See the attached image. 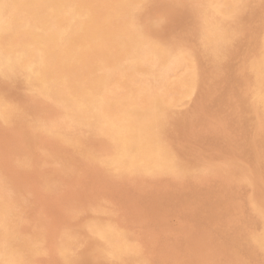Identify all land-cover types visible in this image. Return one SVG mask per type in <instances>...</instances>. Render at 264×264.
<instances>
[{
    "label": "rangeland",
    "instance_id": "1",
    "mask_svg": "<svg viewBox=\"0 0 264 264\" xmlns=\"http://www.w3.org/2000/svg\"><path fill=\"white\" fill-rule=\"evenodd\" d=\"M81 1L88 2L90 9L97 11L101 16L106 15L109 21L112 20V23L109 24L111 30L109 35L104 38L103 44L90 54L88 59L84 57L79 62H72L70 70H65L66 73L63 70L65 77H68V82L66 86H64V89L69 94H73L74 92L79 93V90H75L77 81H90L102 72L104 74L103 90H106L102 91L100 95L104 99L107 98L106 101L110 100V103L107 102V104L101 108L100 113L102 115L105 113L104 117L112 122L108 123L109 125L106 124L108 131H110L108 132L98 126H94V129L93 126H90L89 123L86 124L84 121L85 124L82 123V121L79 123L76 121L75 123V120L69 115L66 103L55 93L51 91L40 92L34 85L26 80V76L20 74L7 75L0 71V82H2L0 85L1 87L3 86L2 88L0 87V104L2 106L6 103L4 107H7L6 109L2 107L0 109V113L5 114H0V147L2 148H0V161L3 160L0 162V176L7 178L3 179L0 177V264H24L25 260V264H141L138 263L139 261L142 262V264H264V248L263 250L261 248L262 246L264 247V154H262L264 153V146H262V144L264 145V1ZM28 3L33 4L35 1H25L23 5H27ZM192 8L193 10H191ZM194 8L197 10H194ZM10 15L12 16V20L18 15L15 8L10 11ZM131 18L133 19V23ZM196 21L199 23L197 24ZM32 22L33 20L29 16H19L18 21H15L13 24L12 31L21 35L25 27L31 25ZM118 22L122 23L119 24ZM116 28H119L118 31ZM123 36L126 39L123 38ZM128 41L129 44L127 43ZM172 43L174 45H171ZM174 46L179 49H176ZM137 47L139 50H137ZM212 47L214 49H212ZM58 50H60V48L56 49L51 57H42L43 61L57 58V56H59ZM129 50L131 52L130 54L127 53ZM186 53L188 57L185 56ZM146 55L147 57L145 58ZM163 55L167 57L169 55V59L166 56L163 57ZM155 58L156 60H154ZM158 58L161 62L163 61V63L157 60ZM180 58L181 61L183 60V63L180 61ZM199 58L200 60H198ZM153 61L156 62L157 65H155ZM134 62L136 63L134 64ZM149 62L150 64H148ZM103 64L106 65L104 71L100 69ZM141 65L144 66L141 68ZM180 65L181 67H179ZM173 66H175L174 69ZM141 69H144L143 72L145 74ZM171 69L175 72L173 73ZM131 70H134V72ZM140 73L141 75H139ZM125 74H129L130 77ZM131 74L132 76L134 75L133 78ZM180 74H182V76ZM149 75H151V77ZM110 76H112V78ZM124 76L126 77L124 78ZM155 76L158 77L156 78ZM178 76H180L181 79L178 78ZM159 78L162 80H159ZM163 78L166 79V83ZM251 80H253V83ZM176 82L178 87L175 85ZM121 83H123L124 86ZM142 84H144V86H142ZM146 85L150 86L146 87ZM131 87L133 90L129 89ZM15 88H19L20 90L18 89V91ZM180 88H182V90ZM188 88L192 89L190 90ZM187 89L190 92L187 91ZM21 90L23 91L22 94ZM167 91L168 94H166ZM169 91L173 94L171 95ZM132 92L134 94H131ZM19 93L20 98L18 95ZM125 93L128 96H126ZM158 93L159 95H157ZM16 96L18 98H16ZM173 97L175 99H173ZM134 100L139 101L136 102ZM111 101L113 104H111ZM140 103L142 104L140 105ZM120 104L124 105L122 106ZM117 106L119 108L122 107L121 110ZM137 107H139V109ZM29 108H32V110ZM126 109H133L143 113L149 112L147 114L149 117L148 128L146 129L148 141L146 142L145 148L142 147L139 150L134 149V143L131 141V138H128L130 135H123V138L118 136V127H116L118 122L115 120V116L119 114V111L123 112ZM11 113H14L13 116H11ZM23 113L25 114L23 115ZM16 115L19 120L15 117ZM7 118H9V121ZM11 118L13 120L16 119L15 122L13 120L10 121ZM16 121H20L21 123H16ZM80 123L85 126H82ZM96 127H98L97 130ZM100 128L102 130H100ZM4 132H6V134H3ZM77 132L78 134L80 133V136L77 135ZM90 133L92 134L90 135ZM109 133L114 134L109 135ZM39 135L41 136L39 137ZM115 135H117V137ZM2 137L6 140L1 139ZM16 137L19 142L15 140ZM109 137H111V139H109ZM40 139L42 141H40ZM256 141H259L261 145ZM3 142H5V144ZM106 142L109 143L108 145L111 146V149L107 146ZM11 145L12 147L14 146V148H12ZM45 145L47 147H45ZM60 148H62L61 151L65 149L62 151L63 155L62 152H59ZM9 149H11V151H7ZM4 150L6 153H4ZM95 152L97 153L95 154ZM142 154L143 156H141ZM162 154L166 155L162 156ZM92 155L94 157H92ZM75 157L78 161H76ZM3 158L5 160L7 158V160L5 161ZM10 158L13 160V163ZM35 161L36 163H33ZM14 163L17 166H15ZM45 164H47L46 167ZM10 166L15 169L13 168L12 171ZM1 167H3V169ZM17 167L20 169L17 170ZM39 169L42 170L40 171ZM161 169L162 172L160 171ZM259 169H262V172L261 170L259 171ZM31 170L32 172H30ZM22 171L27 174L20 173ZM120 171H122V173ZM235 171L238 173L236 174ZM13 172H16V175L13 174ZM2 173L7 174L3 175ZM111 173L115 175H111ZM168 173L172 174L168 175ZM20 174L24 177L22 178ZM173 174L176 176L174 177ZM7 175H9V179ZM77 175L79 176L77 177ZM19 176L23 179V182H21L22 179ZM25 177L27 178L25 179ZM29 178L34 179H31V181ZM24 180L28 182H24ZM39 184H41L42 187ZM29 187L32 188L31 192V188ZM34 188L38 190H34ZM256 188H258V190ZM10 189L12 194L9 191ZM6 191L8 192L5 193ZM2 196L4 197L2 198ZM85 197L87 198L85 199ZM89 197L93 198L90 199ZM80 199H82V201H80ZM107 200H111L110 203ZM110 206L112 207L110 208ZM113 207L116 208V210ZM107 209L110 210L106 211ZM35 210L37 211L35 212ZM114 212L117 214L115 215ZM88 219L90 221H88ZM82 221L85 222L82 223ZM81 224L82 226H77ZM26 226H28V228ZM117 227L120 230L119 234ZM122 227H126L124 228L126 231L122 230ZM43 228H45L44 231ZM75 228L79 229L81 234L79 230L74 231ZM127 228L132 233H130ZM83 229L86 231V233L84 232L85 234L82 232ZM45 231L48 235H46L47 233ZM113 231L114 235H111ZM33 233L35 234L33 235ZM115 233L120 236H117ZM42 234H44V236ZM69 235L71 237H69ZM85 236L86 238H84ZM68 237L71 239L69 242L66 240L69 239ZM77 238L83 239L79 242L76 241L79 240ZM135 238L136 240L134 241ZM57 239L61 241V244ZM121 239L122 241H120ZM255 239H257V241ZM131 240H133V242ZM137 241L138 243L136 244L135 242ZM42 242L46 246L43 245ZM119 243H121L122 246ZM117 244L120 247H118ZM26 245H28V247H26ZM34 245H37V250L34 248ZM42 245L45 249H43ZM128 246L129 248H127ZM24 247H26V249ZM114 247L118 248V250ZM79 249L81 253L79 252V254H77L78 251H80ZM132 253L135 256L129 258L131 260L133 259L136 263L126 258L127 256L133 255ZM138 253H140V255ZM75 255L76 257H74ZM26 256H30L31 259L33 258L32 262L34 261V263L31 262L30 257ZM109 257L111 259H109ZM141 257L145 258L141 259ZM64 258H66L68 262ZM73 258L74 261L77 258V262L72 261ZM146 259H148V261ZM28 261L30 263H28Z\"/></svg>",
    "mask_w": 264,
    "mask_h": 264
},
{
    "label": "bare ground",
    "instance_id": "2",
    "mask_svg": "<svg viewBox=\"0 0 264 264\" xmlns=\"http://www.w3.org/2000/svg\"><path fill=\"white\" fill-rule=\"evenodd\" d=\"M25 1H30V0H0V71L3 73V74H7V75H10V74H20V75H23V76H26L25 78H26V80L27 81H29L32 85H34L40 92H48V91H51V92H53V93H55L59 98H61L65 103H66V106H67V110L69 111V115L75 120V123H76V121H78V123L80 122V121H82V123H89V125L90 126H98V127H102L104 130H107L108 131V127H106V124L107 125H109L108 123H112L111 121H109L108 119H106L104 116V114L102 115L101 113H100V111H101V108L105 105V104H107V102H109L110 100H108V101H106V99H104V98H102L101 97V92L102 91H104V90H106V89H104L103 90V87H104V83H103V76H104V74L101 72L100 74H98V75H96V78H93V79H91L90 81H84V80H79V81H77L76 82V89L75 90H79L78 92L79 93H73V94H69L65 89H64V86H66V84H67V82H68V77H65V73H66V71L65 70H70V68H71V64H72V62H79V61H81L84 57H86L85 59H88V57L90 56V54H92L100 45H102L103 44V42H104V38L105 37H107L108 35H109V33H110V27H109V24L110 23H112V20L111 21H109V19H108V17L106 16V15H103V16H101V15H99L98 13H97V11H95V10H92V9H90V7H89V4H88V2H83V1H81V0H68V1H65V0H33V1H35V3H33V4H31V3H28L27 5H23V3L25 2ZM132 1V0H131ZM264 1V0H263ZM262 1V2H263ZM200 2V1H199ZM215 2V1H214ZM247 2V1H246ZM250 2V1H249ZM142 3V2H141ZM140 3V4H141ZM242 3V2H241ZM244 3V2H243ZM261 3V2H260ZM259 3V4H260ZM205 4V3H204ZM144 5V4H143ZM211 5V4H210ZM237 5V4H236ZM192 6V5H191ZM209 6V5H208ZM216 7V6H215ZM235 7V6H234ZM13 8H15V10H16V12L18 13V15L14 18V20L15 21H18V19H19V16H29V17H31L32 18V20H33V22H32V24L31 25H29V26H27V27H25V29L23 30V32H22V34L21 35H18L17 33H14V31H12V29H13V24H14V20H12L11 18H12V16L10 15V11L13 9ZM123 8V7H122ZM217 8V7H216ZM226 8V7H225ZM247 8V7H246ZM132 9V8H131ZM196 8H194V10H195ZM232 9V8H231ZM191 10H193V8L191 9ZM197 10V9H196ZM201 10V9H200ZM210 10V9H209ZM138 11H139V9H138ZM255 11V10H254ZM257 11V10H256ZM132 12H133V10H132ZM135 12V11H134ZM194 12V11H193ZM192 12V13H193ZM206 12V11H205ZM218 12V11H217ZM250 12V11H249ZM249 12H248V14H249ZM260 12V11H259ZM195 13V12H194ZM193 13V14H194ZM198 13V12H197ZM237 13V12H236ZM16 14V13H15ZM135 14V13H134ZM205 14V13H204ZM195 15H196V13H195ZM194 15V16H195ZM200 15V14H199ZM239 15V14H238ZM133 16V15H132ZM131 16V17H132ZM135 16V15H134ZM205 16V15H204ZM217 16H219V15H217ZM137 17V16H136ZM198 17H201V16H198ZM198 17H196V18H198ZM207 17V16H206ZM135 18V17H134ZM210 18V17H209ZM208 18V19H209ZM214 18V17H213ZM245 18V17H244ZM252 18V17H251ZM129 19V18H128ZM133 19L131 18V21H132ZM197 20V19H196ZM202 20V19H201ZM217 20V19H216ZM249 20V19H248ZM135 21V20H134ZM208 21V20H207ZM215 21V20H214ZM213 21V22H214ZM220 21V20H219ZM197 22V21H196ZM195 22V23H196ZM232 22H233V20H232ZM255 22V21H254ZM119 23V22H118ZM120 23H122V22H120ZM119 23V24H120ZM132 23H133V21H132ZM199 22H197V24H198ZM231 23V22H230ZM248 23H250V22H248ZM25 24V23H24ZM197 24H195V25H197ZM205 24V23H204ZM135 25V24H134ZM200 25V24H199ZM198 25V26H199ZM216 25V24H215ZM129 26V25H128ZM217 26V25H216ZM215 26V27H216ZM136 27V26H135ZM206 27V26H205ZM201 28V27H200ZM199 28V29H200ZM249 28V27H248ZM113 29V28H112ZM117 29V28H116ZM115 29V30H116ZM119 29V28H118ZM118 29H117V31H118ZM192 29H193V27H192ZM198 29V28H197ZM131 30V29H130ZM224 30V29H223ZM244 30V29H243ZM121 31V30H120ZM193 31V30H192ZM232 31V30H231ZM202 32V31H201ZM220 32V31H219ZM225 32V31H224ZM227 32V31H226ZM209 33V32H208ZM213 33V32H212ZM130 34V33H129ZM191 34V33H190ZM201 34H203V33H201ZM187 35V34H186ZM204 35V34H203ZM212 35V34H211ZM225 35V34H224ZM188 36V35H187ZM192 36H193V34H192ZM202 36V35H201ZM228 36V35H227ZM252 36V35H251ZM122 37V36H121ZM145 37V36H144ZM215 37V36H214ZM247 37H248V35H247ZM262 37V36H261ZM123 38H125L124 36H123ZM190 38H191V36H190ZM196 38V37H195ZM206 38V37H205ZM221 38V37H220ZM226 38V37H225ZM259 38V37H258ZM126 39V38H125ZM147 39V38H146ZM204 39V38H203ZM228 39V38H227ZM114 40V39H113ZM185 40V39H184ZM186 40H189V39H186ZM191 40V39H190ZM206 40V39H205ZM241 40V39H240ZM257 40V39H256ZM115 41V40H114ZM132 41V40H131ZM142 41V40H141ZM140 41V42H141ZM193 41V40H192ZM207 41V40H206ZM255 41V40H254ZM117 42V41H116ZM165 42V41H164ZM202 42V41H201ZM217 42V41H216ZM120 43V42H119ZM128 44H129V41L127 42ZM154 43V42H153ZM199 43V42H198ZM212 43H214V42H212ZM219 43V42H218ZM165 44H167V43H165ZM187 44V43H186ZM250 44H253V43H250ZM169 45V44H168ZM171 45H174L173 43L171 44ZM177 45V44H176ZM175 45V46H176ZM195 45H197V44H195ZM215 45V44H214ZM123 46V45H122ZM149 46V45H148ZM174 46V47H175ZM184 46V45H183ZM188 46V45H187ZM199 46V45H198ZM200 46H202V45H200ZM222 46V45H221ZM226 46V45H225ZM253 46V45H252ZM258 46H259V44H258ZM130 47H132V46H130ZM154 47V46H153ZM181 47V46H180ZM206 47V46H205ZM223 47V46H222ZM227 47V46H226ZM249 47V46H248ZM58 48H60V50H58L59 51V56H57V58H55V59H53V60H44L43 61V58L42 57H44V56H47V57H51V55L54 53V51L56 50V49H58ZM114 48V47H113ZM124 48V47H123ZM138 48V47H137ZM171 48V47H170ZM176 48V47H175ZM174 48V49H175ZM195 48H196V46H195ZM202 48H204V47H202ZM211 48V47H210ZM250 48V47H249ZM252 48V47H251ZM254 48V47H253ZM117 49V48H116ZM142 49V48H141ZM149 49V48H148ZM151 49V48H150ZM155 49H157V48H155ZM176 49H179V48H176ZM197 49V48H196ZM212 49H214L213 47H212ZM219 49V48H218ZM234 49V48H233ZM125 50H126V48H125ZM131 50H132V48H131ZM137 50H139V48L137 49ZM171 50V49H170ZM202 50V49H201ZM230 50V49H229ZM147 51H149V50H147ZM164 51V50H163ZM203 51V50H202ZM139 52V51H138ZM143 52V51H142ZM150 52V51H149ZM178 52H179V50H178ZM181 52V51H180ZM209 52V51H208ZM207 52V53H208ZM231 52V51H230ZM251 52V51H250ZM128 54H130L131 52H130V50L127 52ZM160 53V52H159ZM170 53H172V52H170ZM174 53V52H173ZM259 53V52H258ZM115 54V53H114ZM117 54V53H116ZM137 54H139V53H137ZM147 54V53H146ZM150 54V53H149ZM155 54V53H154ZM162 54V53H161ZM169 54V53H168ZM183 54V53H182ZM134 55V54H133ZM143 55V54H142ZM153 55V54H152ZM172 55V54H171ZM184 55V54H183ZM207 55V54H206ZM210 55V54H209ZM135 56V55H134ZM149 56V55H148ZM151 56V55H150ZM161 56V55H160ZM164 56H166V55H163V57ZM185 56H187V53H186V55ZM199 56V55H198ZM254 56V55H253ZM252 56V57H253ZM100 57V56H99ZM115 57V56H114ZM144 57V56H143ZM147 57V55L145 56V58ZM167 57V56H166ZM165 57V58H166ZM168 57H169V55H168ZM167 57V58H168ZM188 57V56H187ZM194 57V56H193ZM200 57H201V55H200ZM218 57V56H217ZM250 57V56H249ZM102 58V57H101ZM116 58V57H115ZM133 58V57H132ZM138 58V57H137ZM166 58V59H167ZM212 58V57H211ZM44 59H47V58H44ZM106 59V58H105ZM136 59V58H135ZM142 59V58H141ZM152 59V58H151ZM161 59V58H160ZM169 59V58H168ZM185 59V58H184ZM252 59V58H251ZM264 59V58H263ZM101 60H103V59H101ZM107 60V59H106ZM111 60H113V59H111ZM110 60V61H111ZM119 60V59H118ZM146 60H148V59H146ZM154 60H156V58L154 59ZM157 60H159V58L157 59ZM171 60H172V58H171ZM171 60H170V62H171ZM173 60H174V58H173ZM175 60H178V59H175ZM186 60V59H185ZM190 60V59H189ZM188 60V61H189ZM198 60H200V58L198 59ZM117 61V60H116ZM115 61V62H116ZM126 61V60H125ZM138 61V60H137ZM152 61V60H151ZM160 61V60H159ZM168 61V60H167ZM180 61H181V58H180ZM183 61V60H182ZM181 61V62H182ZM204 61H206V60H204ZM209 61H210V59H209ZM253 61V60H252ZM121 62V61H120ZM122 62H123V60H122ZM143 62V61H142ZM161 62V61H160ZM191 62V61H190ZM130 63V62H129ZM133 63V62H132ZM136 62H134V64H135ZM138 63V62H137ZM143 63H145V62H143ZM152 63V62H151ZM153 63H155V65H157L156 64V62H154L153 61ZM158 63V62H157ZM161 63H163V61L161 62ZM165 63V62H164ZM183 63V62H182ZM195 63V62H194ZM199 63V62H198ZM209 63V62H208ZM211 63V62H210ZM260 63V62H259ZM263 63V62H262ZM91 64H92V62H91ZM94 64V63H93ZM120 64V63H119ZM119 64H118V66H119ZM123 64V63H122ZM131 64V63H130ZM139 64V63H138ZM142 64V63H141ZM146 64V63H145ZM148 64H150V62L148 63ZM171 64V63H170ZM179 64H180V62H179ZM246 64V63H245ZM101 65V64H100ZM112 65V64H111ZM117 65V64H116ZM124 65V64H123ZM160 65V64H159ZM164 65V64H163ZM165 65H169V64H165ZM186 65V64H185ZM189 65V64H188ZM192 65V64H191ZM190 65V66H191ZM257 65V64H256ZM117 66V67H118ZM136 66V65H135ZM138 66V65H137ZM144 66V65H143ZM142 65H141V68L143 67ZM151 66H152V64H151ZM154 66V65H153ZM162 66V65H161ZM196 66V65H195ZM91 67V66H90ZM112 67V66H111ZM110 67V68H111ZM126 67V66H125ZM164 67H166V66H164ZM172 67V66H171ZM174 67L175 66H173V69H174ZM179 67H181V65L179 66ZM179 67H178V69H179ZM184 67V66H183ZM258 67V66H257ZM109 68V67H108ZM122 68H123V66H122ZM135 69H137L136 67H134ZM138 68H139V66H138ZM155 68V67H154ZM153 68V69H154ZM162 68V67H161ZM168 68V67H167ZM201 68V67H200ZM248 68V67H247ZM246 68V69H247ZM100 69L102 70V71H104L105 69H106V65L105 64H103L101 67H100ZM113 69V68H112ZM111 69V70H112ZM132 69V68H131ZM158 69V68H157ZM178 69H176V70H178ZM183 69V68H182ZM195 69V68H194ZM61 70V71H60ZM63 70H64V72H63ZM114 70V69H113ZM142 70V69H141ZM147 70V69H146ZM151 70V69H150ZM168 70V69H167ZM172 70V69H171ZM185 70V69H184ZM193 70V69H192ZM198 70V69H197ZM60 71V72H59ZM132 71V70H131ZM136 71V70H135ZM138 71V70H137ZM144 71V69L142 70V72ZM149 71V70H148ZM163 71H165V70H163ZM170 71V70H169ZM173 71V70H172ZM172 71H170V72H172ZM183 71V70H182ZM190 71V70H189ZM246 71V70H245ZM118 72V71H117ZM119 72H120V70H119ZM122 72V71H121ZM132 72H134V70L132 71ZM150 72V71H149ZM148 72V73H149ZM155 72V71H154ZM160 72V71H159ZM175 71H173V73H174ZM177 72V71H176ZM184 72V71H183ZM109 73V72H108ZM125 73V72H124ZM130 73V72H129ZM144 73V72H143ZM151 73V72H150ZM158 73V72H157ZM161 73H162V71H161ZM164 73V72H163ZM168 73V72H167ZM182 73V72H181ZM201 73V72H200ZM110 74V73H109ZM145 74V73H144ZM143 74V75H144ZM166 74V73H165ZM247 74V73H246ZM94 75V74H93ZM108 75V74H107ZM121 75V74H120ZM123 75V74H122ZM125 75H129V74H125ZM137 75V74H136ZM139 75H141V73L139 74ZM152 75V74H151ZM151 75H149L150 77H151ZM162 75V74H161ZM175 75V74H174ZM173 75V76H174ZM177 75H178V72H177ZM181 76H182V74H180ZM184 75V74H183ZM187 75V74H186ZM113 76V75H112ZM112 76H110L111 78H112ZM131 76H132V74H131ZM134 76V75H133ZM133 76H132V78H133ZM170 76V75H169ZM172 76V75H171ZM119 77V76H118ZM121 77V76H120ZM119 77V78H120ZM126 76H124V78H125ZM128 77H130V75L128 76ZM138 77V76H137ZM153 77V76H152ZM156 77V76H155ZM158 77V76H157ZM156 77V78H157ZM165 77V76H164ZM175 77V76H174ZM173 77V78H174ZM250 77H251V75H250ZM249 77V78H250ZM91 78V77H90ZM116 78V77H115ZM114 78V79H115ZM122 78V77H121ZM136 78V77H135ZM154 78V77H153ZM178 78H180V76H178ZM185 78V77H184ZM196 78V77H195ZM194 78V79H195ZM253 78V77H252ZM18 79V78H17ZM106 79V78H105ZM137 79V78H136ZM146 79V78H145ZM161 78H159V80H160ZM163 79H165V78H163ZM181 79V78H180ZM179 79V80H180ZM108 80H109V78H108ZM107 80V81H108ZM111 80V79H110ZM116 80V79H115ZM119 80V79H118ZM126 80V79H125ZM131 80V79H130ZM157 80V79H156ZM162 80V79H161ZM169 80H172V79H169ZM168 80V81H169ZM186 80V79H185ZM135 81V80H134ZM141 81V80H140ZM139 81V82H140ZM143 81V80H142ZM147 81V80H146ZM154 81V80H153ZM153 81H152V83H153ZM158 81V80H157ZM188 81H189V79H188ZM253 80H251V82H252ZM112 82V81H111ZM115 82V81H114ZM120 82V81H119ZM122 82V81H121ZM132 82V81H131ZM149 82V81H148ZM161 82V81H160ZM170 82V81H169ZM186 82V81H185ZM185 82H184V84H185ZM194 82V81H193ZM0 83H2V82H0ZM20 83V82H19ZM118 83V82H117ZM127 83V82H126ZM129 83V82H128ZM136 83V82H135ZM146 83V82H145ZM157 83V82H156ZM165 83H166V79H165ZM173 83H174V81H173ZM195 83V82H194ZM253 83V82H252ZM110 84V83H109ZM119 84V83H118ZM122 85H123V83H121ZM130 84V83H129ZM158 84V83H157ZM163 84V83H162ZM182 84V83H181ZM193 84V83H192ZM2 85H4V84H2ZM19 85V84H18ZM22 85V84H21ZM111 85V84H110ZM112 85H113V83H112ZM120 85V84H119ZM121 85V86H122ZM128 85V84H127ZM131 85V84H130ZM130 85H129V87H130ZM138 85V84H137ZM152 85V84H151ZM154 85H155V82H154ZM170 85V84H169ZM171 85H172V83H171ZM176 87H178L177 86V82H176ZM198 85V84H197ZM252 85V84H251ZM6 86V85H5ZM70 86V85H69ZM105 86H106V84H105ZM109 86V85H108ZM117 86V85H116ZM124 86V85H123ZM123 86H122V88H123ZM132 86V85H131ZM140 86V85H139ZM142 86H144V84H142ZM147 86H150V85H146V87ZM168 86V85H167ZM194 86V85H193ZM192 86V87H193ZM0 87H1V85H0ZM3 87V86H2ZM1 87V88H2ZM21 87V86H20ZM117 87H120V86H117ZM116 87V88H117ZM126 87V86H125ZM135 87V86H134ZM133 87V88H134ZM166 87V86H165ZM171 87V86H170ZM174 87V86H173ZM175 87V88H176ZM181 87V86H180ZM189 87V86H188ZM139 88V87H138ZM138 88H137V90H138ZM158 88V87H157ZM156 88V89H157ZM166 88H169V87H166ZM175 88H173V89H175ZM195 88V87H194ZM193 88V89H194ZM13 89V88H12ZM16 89V88H15ZM19 88H17L16 90H18ZM22 89V88H21ZM113 89V88H112ZM129 89H132V87L131 88H129ZM139 89H141V88H139ZM146 89V88H145ZM162 89V88H161ZM181 90H182V88H180ZM180 89H179V91H180ZM188 89H190V88H188ZM187 89V91H189ZM192 89V88H191ZM190 89V90H191ZM20 90V89H19ZM18 90V91H19ZM118 90H119V88H118ZM133 90V89H132ZM142 90H143V88H142ZM148 90H149V88H148ZM152 90V89H151ZM168 90V89H167ZM170 90H172V89H170ZM177 90V89H176ZM250 90V89H249ZM122 91V90H121ZM120 91V92H121ZM129 91V90H128ZM153 91H154V89H153ZM165 91V90H164ZM163 91V92H164ZM184 91V90H183ZM186 91V90H185ZM193 91V90H192ZM252 91V90H251ZM251 91H250V93H251ZM14 92H15V90H14ZM22 90H21V94H22ZM109 92V91H108ZM116 92V91H115ZM114 92V93H115ZM119 92V91H118ZM124 92H126V91H124ZM135 92V91H134ZM144 92H145V90H144ZM155 92H156V90H155ZM170 92V91H169ZM175 92V91H174ZM178 92V91H177ZM181 92V91H180ZM190 92V91H189ZM9 93V92H8ZM12 93V92H11ZM104 93V92H103ZM102 93V94H103ZM106 93V92H105ZM111 93V92H110ZM139 93H140V91H139ZM154 93V92H153ZM16 94H17V92H16ZM24 94V93H23ZM52 94V93H51ZM116 94H117V92H116ZM122 94H123V92H122ZM127 94H128V92H127ZM131 94H134L133 92L131 93ZM136 94V93H135ZM141 94V93H140ZM166 94H168V91H167V93ZM170 94L172 95L173 93H171L170 92ZM169 94V95H170ZM8 95V94H7ZM12 95V94H11ZM15 95V94H14ZM19 95V98H20V93L18 94ZM26 95V94H25ZM45 95V94H44ZM48 95H49V93H48ZM47 95V96H48ZM53 95V94H52ZM111 95V94H110ZM125 95H126V93H125ZM124 95V96H125ZM153 95V94H152ZM154 95H155V93H154ZM157 95H159V93L157 94ZM162 95V94H161ZM189 95V94H188ZM3 96V95H2ZM13 96V95H12ZM22 96V95H21ZM26 96H29V95H26ZM46 96V95H45ZM105 96V95H104ZM109 96V95H108ZM116 96H118V95H116ZM121 96V95H120ZM119 96V97H120ZM126 96H128V95H126ZM125 96V97H126ZM133 96V95H132ZM139 96V95H138ZM141 96H142V94H141ZM156 96V95H155ZM155 96H153V97H155ZM164 96H166V95H164ZM176 96V95H175ZM183 96V95H182ZM255 96V95H254ZM10 97V96H9ZM13 97H15V96H13ZM12 97V98H13ZM25 97V96H24ZM41 97H42V95H41ZM49 97V96H48ZM115 97V96H114ZM159 97H161V96H159ZM167 97V96H166ZM4 98V97H3ZM2 98V99H3ZM7 98H8V96H7ZM16 98H18L17 96H16ZM15 98V99H16ZM117 98V97H116ZM158 98V97H157ZM157 98H155V99H157ZM28 99V98H27ZM30 99V98H29ZM126 99V98H125ZM129 99V98H128ZM137 99V98H136ZM154 99V100H155ZM168 99V98H167ZM173 99H175L174 97H173ZM187 99V98H186ZM3 100H5V99H3ZM10 100V99H9ZM22 100V99H21ZM141 100H144V99H141ZM162 100V99H161ZM166 100V99H165ZM15 101V100H14ZM17 101V100H16ZM24 101V100H23ZM32 101V100H31ZM123 101V100H122ZM133 101V100H132ZM134 101H136V100H134ZM139 101V100H138ZM138 101H136V102H138ZM185 101V100H184ZM12 102V101H11ZM36 102V101H35ZM58 102V101H57ZM124 102H126V101H124ZM127 102H128V100H127ZM126 102V103H127ZM170 102V101H169ZM168 102V103H169ZM173 102H174V100H173ZM256 102V101H255ZM17 103V102H16ZM25 103V102H24ZM110 103V102H109ZM109 103H108V105H109ZM122 103V102H121ZM134 103V102H133ZM152 103V102H151ZM151 103H150V105H151ZM183 103V102H182ZM185 103V102H184ZM257 103V102H256ZM3 104V103H2ZM18 104V103H17ZM26 104V103H25ZM30 104V103H29ZM111 104H113V102L111 101ZM118 104V103H117ZM142 103H140V105H141ZM144 104V103H143ZM157 104V103H156ZM156 104H154V105H156ZM171 104H172V102H171ZM187 104H189V103H187ZM5 105H6V103H5ZM5 105H2L1 106V104H0V109H1V107L2 108H5L4 106ZM11 105V104H10ZM10 105H7V106H10ZM19 105V104H18ZM23 105V104H22ZM120 105H122V104H120ZM124 105V104H123ZM122 105V106H123ZM130 105V104H129ZM148 105V104H147ZM185 105V104H184ZM20 106V105H19ZM26 106V105H25ZM33 106V105H32ZM41 106V105H40ZM131 106H132V104H131ZM146 106V105H145ZM144 106V107H145ZM149 106V105H148ZM174 106V105H173ZM177 106H180V105H177ZM183 106V105H182ZM257 106V105H256ZM262 106V105H261ZM10 107H12V106H10ZM14 107V106H13ZM17 107V106H16ZM29 107H30V105H29ZM38 107V106H37ZM42 107V106H41ZM112 107V106H111ZM118 107V106H117ZM127 107H128V105H127ZM142 107V106H141ZM7 108V107H6ZM5 108V109H6ZM24 108V107H23ZM34 108V107H33ZM35 108H36V105H35ZM34 108V109H35ZM108 108V107H107ZM115 108V107H114ZM113 108V109H114ZM119 108V107H118ZM121 108L122 107H120L119 109L121 110ZM138 109H139V107H137ZM136 108V109H137ZM146 108H151V107H146ZM182 108V107H181ZM181 108H180V110H181ZM252 108V107H251ZM261 108V107H260ZM14 109H15V107H14ZM14 109H12V110H14ZM22 109V108H21ZM30 110H32V108H29ZM28 109V110H29ZM103 109H105V108H103ZM123 109H125V108H123ZM176 109V108H175ZM253 109V108H252ZM8 110H9V107H8ZM25 110V109H24ZM106 110V109H105ZM150 110H152V109H150ZM15 111V110H14ZM13 111V112H14ZM22 111V110H21ZM102 111H104V110H102ZM143 111H145V110H143ZM179 111V110H178ZM261 111V110H260ZM1 112H2V110H1ZM4 112V111H3ZM5 112H8V111H5ZM10 112H12V111H10ZM18 112V111H17ZM20 112V111H19ZM107 112H109V111H107ZM112 112V111H111ZM116 112V111H115ZM118 112V111H117ZM51 113V112H50ZM49 113V114H50ZM121 113V114H120ZM149 113V112H148ZM147 112L146 113H143V112H140V111H136V110H133V109H126V110H124L123 112H121V111H119V114L117 115V116H115V120H117V125H116V127H118V131H117V133H118V136L121 138L123 135L125 136V135H130V137H128V138H131V141L134 143V145H135V147H134V149H136V150H139L140 148H142V147H144L145 148V145L147 144L146 142L148 141V139H147V128H148V116H147V114H148ZM254 113V112H253ZM1 114V113H0ZM12 114V113H11ZM14 114V113H13ZM13 114L11 115V116H13ZM21 114V113H20ZM19 114V115H20ZM25 113H23V115H24ZM31 114H32V112H31ZM107 114V113H106ZM256 114V113H255ZM1 115H5V114H1ZM110 115V114H109ZM156 115V114H155ZM27 116V115H26ZM25 116V117H26ZM49 116V115H48ZM51 116V115H50ZM107 116V115H106ZM154 116V115H153ZM1 117V116H0ZM16 118H17V115L15 116ZM264 117V116H263ZM13 118V117H12ZM10 119V121L11 120H13V119ZM24 118V117H23ZM27 118H28V116H27ZM42 118V117H41ZM114 118V117H113ZM156 118V117H155ZM256 118V117H255ZM9 118H7V120H8ZM18 119V118H17ZM26 119V118H25ZM110 119V118H109ZM3 120V119H2ZM15 120L16 119H14L13 121L15 122ZM19 120V119H18ZM40 120V119H39ZM44 120V119H43ZM154 120H156V119H154ZM264 120V119H263ZM262 120V121H263ZM4 121V120H3ZM9 121V120H8ZM12 121V122H13ZM21 121H22V119H21ZM84 121V122H83ZM5 122V121H4ZM20 121H16V123H19ZM9 123V122H8ZM21 123V122H20ZM23 123V122H22ZM75 123H74V126H75ZM84 123V124H85ZM152 123V122H151ZM14 124V123H13ZM12 124V125H13ZM81 124V123H80ZM1 125V124H0ZM14 125H16V124H14ZM35 125V124H34ZM43 125V124H42ZM57 125V124H56ZM82 125V124H81ZM80 125V126H81ZM88 125V126H89ZM40 126V125H39ZM73 126V127H74ZM82 126H85V125H82ZM87 126V127H88ZM111 126V125H110ZM156 126V125H155ZM154 126V127H155ZM172 126V125H171ZM4 127V126H3ZM2 127V128H3ZM10 127H12V126H10ZM16 127V126H15ZM69 127V126H68ZM98 127H96V130H97V128ZM113 127V126H112ZM158 127V126H157ZM156 127V128H157ZM264 127V126H263ZM32 128V127H31ZM41 128V127H40ZM42 128H43V126H42ZM45 128V127H44ZM62 128V127H61ZM60 128V129H61ZM1 129V128H0ZM9 129V128H8ZM7 129V130H8ZM65 129V128H64ZM66 129H67V127H66ZM72 129V128H71ZM74 129H76V128H74ZM77 129H78V127H77ZM89 129H90V127H89ZM88 129V130H89ZM94 129H95V127H94ZM93 129V130H94ZM115 129V128H114ZM149 129H151V128H149ZM5 130V129H4ZM3 130V131H4ZM99 130V129H98ZM100 130H102L101 128H100ZM99 130V131H100ZM111 130H113V129H111ZM156 130H158V129H156ZM6 131V130H5ZM75 131V130H74ZM73 131V132H74ZM84 131V130H83ZM82 131V132H83ZM110 131V130H109ZM108 131V132H109ZM8 132V131H7ZM65 132V131H64ZM85 132V131H84ZM102 132V131H101ZM154 132V131H153ZM263 132V131H262ZM261 132V133H262ZM13 133V132H12ZM16 133V132H15ZM76 133V132H75ZM98 133V132H97ZM106 133V132H105ZM156 133V132H155ZM3 134H6V132H4ZM11 134V133H10ZM17 134V133H16ZM48 134V133H47ZM59 134V133H58ZM80 134V133H79ZM78 134V132H77V135H79ZM86 134V133H85ZM92 133H90V135H91ZM100 134V133H99ZM112 134H114V133H109V135H112ZM151 134V133H150ZM264 134V133H263ZM9 135V134H8ZM18 135V134H17ZM75 135V134H74ZM101 135V134H100ZM12 136V135H11ZM19 136V135H18ZM41 135H39V137H40ZM46 136V135H45ZM53 136V135H52ZM72 136V135H71ZM80 136V135H79ZM95 136V135H94ZM93 136V137H94ZM116 137H117V135H115ZM157 136V135H156ZM1 137V136H0ZM4 137V136H3ZM1 138V139H4V138ZM7 137V136H6ZM13 137V136H12ZM47 137V136H46ZM54 137V136H53ZM57 137V136H56ZM113 137V136H112ZM264 137V136H263ZM10 138V137H9ZM58 138V137H57ZM62 138V137H61ZM88 138V137H87ZM108 138V137H107ZM123 138V137H122ZM152 138V137H151ZM258 138V137H257ZM43 139V138H42ZM68 139V138H67ZM66 139V140H67ZM82 139V138H81ZM85 139V138H84ZM91 139V138H90ZM109 139H111V137H109ZM114 139V138H113ZM112 139V140H113ZM4 140H6V139H4ZM15 140H17V137H16V139ZM46 140V139H45ZM49 140V139H48ZM83 140V139H82ZM82 140H79V141H82ZM92 140V139H91ZM105 140V139H104ZM116 140V139H115ZM127 140V139H126ZM261 140V139H260ZM8 141V140H7ZM11 141V140H10ZM40 141H42L41 139H40ZM47 141V140H46ZM54 141V140H53ZM56 141V140H55ZM97 141H98V139H97ZM107 141V140H106ZM108 141H110V140H108ZM120 141V140H119ZM263 141V140H262ZM9 142V141H8ZM12 142V141H11ZM17 142H19L18 140H17ZM61 142V141H60ZM67 142V141H66ZM95 142V141H94ZM93 142V143H94ZM112 142V141H111ZM123 142V141H122ZM128 142V141H127ZM257 143H259V141H256ZM4 144H5V142H3ZM7 143V142H6ZM13 143V142H12ZM33 143V142H32ZM37 143V142H36ZM83 143V142H82ZM88 143V142H87ZM90 143V142H89ZM92 143V144H93ZM104 143V142H103ZM264 143V142H263ZM8 144V143H7ZM18 144V143H17ZM34 144V143H33ZM38 144V143H37ZM56 144H57V142H56ZM62 144H64V143H62ZM92 144H91V147H92ZM97 144V143H96ZM106 144H107V146L110 148L111 146H109L108 144L109 143H107L106 142ZM260 144V143H259ZM8 145H10V144H8ZM23 145V144H22ZM68 145V144H67ZM80 145H82V144H80ZM86 145V144H85ZM90 145V144H89ZM94 145V144H93ZM103 145V144H102ZM112 145V144H111ZM117 145V144H116ZM118 145H119V143H118ZM261 145V144H260ZM16 146V145H15ZM53 146V145H52ZM63 146V145H62ZM77 146V145H76ZM151 146V145H150ZM262 146H264L263 144H262ZM6 147V146H5ZM10 147V146H9ZM11 147H12V145H11ZM23 147V146H22ZM33 147V146H32ZM42 147H43V145H42ZM45 147H47L46 145H45ZM44 147V148H45ZM81 147V146H80ZM79 147V148H80ZM261 147V146H260ZM1 148V147H0ZM12 148H14V146L12 147ZM34 148V147H33ZM73 148V147H72ZM81 148H83V147H81ZM93 148V147H92ZM97 148V147H96ZM104 148H106V147H104ZM2 149V148H1ZM7 149H8V147H7ZM17 149V148H16ZM28 149V148H27ZM26 149V150H27ZM36 149V148H35ZM50 149V148H49ZM48 149V150H49ZM54 149V148H53ZM52 149V150H53ZM61 149L62 148H60V151L59 152H62L63 150H65V149H63L62 151H61ZM74 149V148H73ZM86 149V148H85ZM84 149V150H85ZM111 149V148H110ZM109 149V150H110ZM38 150V149H37ZM47 150V149H46ZM54 150H56V149H54ZM89 150V149H88ZM97 150H98V148H97ZM100 150V149H99ZM107 150V149H106ZM105 150V151H106ZM132 150H133V148H132ZM131 150V151H132ZM166 150V149H165ZM264 150V149H263ZM1 151V150H0ZM7 151H11V149H9V150H7ZM32 151V150H31ZM39 151H41V150H39ZM57 151V150H56ZM55 151V152H56ZM92 151V150H91ZM96 151V150H95ZM113 151V150H112ZM115 151V150H114ZM159 151V150H158ZM3 152V151H2ZM58 152V151H57ZM74 152V151H73ZM83 152V151H82ZM84 152H87V151H84ZM100 152V151H99ZM103 152V151H102ZM102 152H101V154H102ZM107 152V151H106ZM144 152H146V151H144ZM143 152V153H144ZM4 153H6L5 152V150H4ZM25 153V152H24ZM36 153V152H35ZM65 153V152H64ZM97 152H95V154H96ZM116 153V152H115ZM162 153V152H161ZM165 153V152H164ZM262 153V152H261ZM53 154V153H52ZM79 154H81V153H79ZM94 154V153H93ZM147 154V153H146ZM153 154V153H152ZM155 154V153H154ZM167 154V153H166ZM165 154V155H166ZM262 154H264V153H262ZM10 155V154H9ZM27 155H29V154H27ZM38 155V154H37ZM55 155V154H54ZM62 155H63V152H62ZM70 155H72V154H70ZM76 155H78V154H76ZM106 155V154H105ZM108 155V154H107ZM145 155V154H144ZM159 155H161V154H159ZM164 154H162V156H163ZM164 155V156H165ZM171 155V154H170ZM169 155V156H170ZM1 156H2V154H1ZM73 156V155H72ZM97 156V155H96ZM141 156H143V154L141 155ZM149 156H150V154H149ZM157 156V155H156ZM155 156V157H156ZM6 157V156H5ZM8 157V156H7ZM31 157V156H30ZM53 157V156H52ZM60 157V156H59ZM63 157V156H62ZM61 157V158H62ZM67 157V156H66ZM77 157V156H76ZM75 157V158H76ZM92 157H94L93 155H92ZM112 157V156H111ZM130 157V156H129ZM167 157V156H166ZM1 158V157H0ZM22 158V157H21ZM57 158V157H56ZM69 158V157H68ZM73 158V157H72ZM82 158V157H81ZM127 158V157H126ZM142 158V157H141ZM149 158V157H148ZM153 158V157H152ZM160 158V157H159ZM164 158V157H163ZM173 158V157H172ZM172 158H171V160H172ZM4 159V158H3ZM11 159V158H10ZM41 159V158H40ZM58 159V158H57ZM63 159V158H62ZM84 159V158H83ZM95 159V158H94ZM131 159H132V157H131ZM151 159V158H150ZM177 159V158H176ZM5 160V159H4ZM6 160H7V158H6ZM5 160V161H6ZM12 160V159H11ZM11 160H9V161H11ZM33 160V159H32ZM36 160V159H35ZM49 160V159H48ZM64 160V159H63ZM80 160V159H79ZM88 160V159H87ZM96 160V159H95ZM98 160V159H97ZM110 160V159H109ZM135 160V159H134ZM170 160V159H169ZM173 160H175V159H173ZM3 161V160H2ZM2 161H0V162H2ZM15 161V160H14ZM42 161V160H41ZM47 161V160H46ZM71 161V160H70ZM76 161H78V159L76 158ZM75 161V162H76ZM81 161V160H80ZM98 161H100V160H98ZM124 161V160H123ZM122 161V162H123ZM129 161V160H128ZM180 161V160H179ZM263 161V160H262ZM69 162V161H68ZM89 162H91V161H89ZM121 162V163H122ZM144 162V161H143ZM158 162H159V160H158ZM178 162V161H177ZM12 163H13V160H12ZM33 163H36V161L35 162H33ZM32 163V164H33ZM37 163H38V161H37ZM77 163V162H76ZM83 163V162H82ZM85 163V162H84ZM102 163V162H101ZM149 163H150V161H149ZM183 163V162H182ZM260 163V162H259ZM3 164V163H2ZM8 164V163H7ZM9 164H10V162H9ZM74 164V163H73ZM80 164V163H79ZM91 164V163H90ZM104 164V163H103ZM102 164V165H103ZM125 164V163H124ZM126 164H127V162H126ZM135 164V163H134ZM138 164V163H137ZM141 164V163H140ZM152 164V163H151ZM180 164V163H179ZM261 164V163H260ZM263 164H264V162H263ZM262 164V165H263ZM4 165V164H3ZM12 165V164H11ZM14 165H15V163H14ZM35 165V164H34ZM42 165V164H41ZM46 165L47 164H45V167H46ZM77 165V164H76ZM85 165V164H84ZM117 166H119L118 164H116ZM146 165V164H145ZM182 165V164H181ZM13 166V165H12ZM12 166H10V168L12 169V171H13V168L14 167H12ZM15 166H17V165H15ZM38 166V165H37ZM43 166V165H42ZM74 166H75V164H74ZM80 166H81V164H80ZM86 166V165H85ZM94 166V165H93ZM122 166V165H121ZM135 166V165H134ZM140 166V165H139ZM166 166V165H165ZM5 167H6V164H5ZM70 167V166H69ZM79 167V166H78ZM99 167V166H98ZM104 167V166H103ZM131 167V166H130ZM141 167V166H140ZM184 167V166H183ZM259 167V166H258ZM2 169H3V167H1ZM18 168V167H17ZM16 168V169H17ZM75 168H76V166H75ZM89 168V167H88ZM114 168V167H113ZM231 168V167H230ZM236 168V167H235ZM260 168V167H259ZM8 169V168H7ZM11 169H10V171H11ZM15 169V168H14ZM20 168H18L17 170H19ZM32 169H33V167H32ZM104 169V168H103ZM228 169V168H227ZM232 169V168H231ZM1 170V169H0ZM6 170V169H5ZM27 170V169H26ZM40 170V169H39ZM38 170V171H39ZM42 170V169H41ZM40 170V171H41ZM45 170V169H44ZM47 170V169H46ZM74 170V169H73ZM101 170V169H100ZM132 170V169H131ZM130 170V171H131ZM136 170V169H135ZM234 170V169H233ZM261 170V172H262V169H259V171ZM8 171V170H7ZM7 171H5V172H7ZM12 171H11V174H12ZM35 171V170H34ZM104 171V170H103ZM127 171V170H126ZM161 172H162V169L160 170ZM169 171V170H168ZM180 171V170H179ZM237 171H238V169H237ZM237 171H235L236 172V174L238 173ZM242 171V170H241ZM29 172V171H28ZM30 172H32V170L30 171ZM44 172V171H43ZM82 172V171H81ZM109 172H110V170H109ZM113 172V171H112ZM121 173H122V171H120ZM133 172V171H132ZM131 172V173H132ZM230 172V171H229ZM252 172H254V171H252ZM16 173V172H15ZM14 172H13V174H15ZM17 173H18V171H17ZM20 173H23V171L22 172H20ZM24 173H26V172H24ZM23 173V174H24ZM42 173V172H41ZM74 173H76V172H74ZM79 173H80V171H79ZM115 173V172H114ZM128 173H129V171H128ZM157 173V172H156ZM164 173H166V172H164ZM242 173V172H241ZM1 174V173H0ZM3 175H5V174H7V173H2ZM9 174V173H8ZM19 174V173H18ZM27 174V173H26ZM28 174H30V173H28ZM35 174V173H34ZM43 174V173H42ZM64 174V173H63ZM113 173H111V175H112ZM127 174V173H126ZM162 174V173H161ZM160 174V175H161ZM170 174H172V173H170ZM169 173H168V175H170ZM179 174V173H178ZM235 174V173H234ZM10 175V174H9ZM9 175H7L8 176V179H9ZM16 175V174H15ZM20 175H22V174H20ZM40 175V174H39ZM73 175V174H72ZM107 175V174H106ZM110 175V176H111ZM113 175H115V174H113ZM156 175V174H155ZM174 175V174H173ZM176 175H177V173H176ZM176 175H174V177L176 176ZM74 176V175H73ZM79 175H77V177H78ZM127 176V175H126ZM133 176V175H132ZM134 176H136V175H134ZM162 176V175H161ZM167 176V175H166ZM235 176H237V175H235ZM1 177V176H0ZM20 177V176H19ZM18 177V178H19ZM24 176L22 175V178H23ZM34 177H35V175H34ZM75 177V176H74ZM113 177V176H112ZM122 177V176H121ZM129 177V176H128ZM158 177V176H157ZM160 177V176H159ZM183 177V176H182ZM240 177V176H239ZM243 177V176H242ZM1 178H3V179H7V178H4V176L3 177H1ZM0 178V179H1ZM21 178V177H20ZM19 178V179H20ZM21 178V179H22ZM27 177H25V179H26ZM38 178H39V176H38ZM125 178V177H124ZM127 178V177H126ZM141 178V177H140ZM179 178H181V177H179ZM30 180L32 179V178H29ZM34 179V178H33ZM32 179V180H33ZM40 179V178H39ZM62 179H63V176H62ZM72 179V178H71ZM127 179H129V178H127ZM246 179V178H245ZM244 179V180H245ZM13 180V179H12ZM31 180V181H32ZM70 180V179H69ZM250 180V179H249ZM4 181V180H3ZM27 181V180H26ZM25 180H24V182H26ZM38 181V180H37ZM37 181H35V182H37ZM247 181H248V179H247ZM251 181V180H250ZM254 181V180H253ZM13 182H15V181H13ZM17 182V181H16ZM21 182H23V179L21 180ZM28 182V181H27ZM44 182V181H43ZM63 182H65V181H63ZM1 183V182H0ZM18 183V182H17ZM31 183H33V182H31ZM40 183H41V181H40ZM67 183V182H66ZM261 185H263L261 182H259ZM258 183V184H259ZM29 184V183H28ZM36 184V183H35ZM252 184H253V182H252ZM259 184V185H260ZM1 185V184H0ZM7 185V184H6ZM19 185V184H18ZM33 185V184H32ZM40 186H41V184H39ZM56 185V184H55ZM66 185V184H65ZM249 185V184H248ZM251 185V184H250ZM30 186V185H29ZM36 186V185H35ZM64 186V185H63ZM264 186V185H263ZM2 187H3V185H2ZM8 187V186H7ZM31 187H33V186H31ZM31 187H29V188H31ZM42 187V186H41ZM0 188H1V186H0ZM39 188V187H38ZM43 188H45V187H43ZM57 188V187H56ZM61 188V187H60ZM3 189H4V187H3ZM3 189H2V191H3ZM5 189H6V187H5ZM35 189H37V188H34V190ZM62 189V188H61ZM257 190H258V188H256ZM38 190V189H37ZM43 190V189H42ZM264 190V189H263ZM10 192H11V189L9 190ZM32 191V188H31V190H30V192ZM57 191V190H56ZM8 191H6L5 193H7ZM4 193V192H3ZM23 193V192H22ZM33 193H34V191H33ZM38 193V192H37ZM40 193H41V191H40ZM10 194V193H9ZM11 194H12V192H11ZM39 194V193H38ZM91 194V193H90ZM255 194V193H254ZM57 195V194H56ZM93 195V194H92ZM85 196V195H84ZM4 196H2V198H3ZM94 197V196H93ZM93 197H91V198H93ZM101 197V196H100ZM100 197H96V198H100ZM257 197V196H256ZM87 197H85V199H86ZM90 198V197H89ZM90 198V199H91ZM104 198V197H103ZM106 198V197H105ZM84 199V200H85ZM258 199V198H257ZM264 199V198H263ZM102 200V199H101ZM105 200V199H104ZM254 200V199H253ZM252 200V201H253ZM256 200V199H255ZM76 201H77V199H76ZM78 201H79V199H78ZM80 201H82V199H80ZM86 201V200H85ZM92 201V200H91ZM95 201V200H94ZM106 201V200H105ZM108 201V200H107ZM110 201L111 200H109L108 202L110 203ZM101 202V201H100ZM259 202V201H258ZM263 202V201H262ZM93 203V202H92ZM261 204H263V203H261ZM102 205H103V203H102ZM111 205H112V203H111ZM264 205V204H263ZM34 206V205H33ZM101 206V205H100ZM113 206V205H112ZM112 206H110V208L112 207ZM256 206V205H255ZM82 207V206H81ZM87 207V206H86ZM264 207V206H263ZM92 208H94V207H92ZM109 208V207H108ZM114 208V207H113ZM258 208H260V207H258ZM35 209H36V207H35ZM95 209V208H94ZM115 210H116V208H114ZM261 209V208H260ZM110 210V209H109ZM108 209L106 210V211H109ZM113 210V209H112ZM111 210V211H112ZM37 210H35V212H36ZM95 211H97V210H95ZM103 211V210H102ZM91 212V211H90ZM255 212V211H254ZM257 212V211H256ZM260 212V211H259ZM84 213V212H83ZM86 213H87V211H86ZM96 213V212H95ZM94 213V214H95ZM98 213V212H97ZM37 214V213H36ZM93 214V213H92ZM99 214V213H98ZM109 214H110V212H109ZM112 214V213H111ZM114 214H115V212H114ZM117 214V213H116ZM115 214V215H116ZM261 214V213H260ZM100 215V214H99ZM114 215V216H115ZM45 216V215H44ZM263 216V215H262ZM261 216V217H262ZM46 217V216H45ZM97 217V216H96ZM108 217V216H107ZM110 217V216H109ZM121 217V216H120ZM90 218V217H89ZM92 218V217H91ZM103 218V217H102ZM98 219V218H97ZM100 219V218H99ZM110 219V218H109ZM113 219V218H112ZM121 219V218H120ZM120 219H118V220H120ZM32 220H34V219H32ZM40 220H41V218H40ZM93 220V219H92ZM106 220V219H105ZM114 220V219H113ZM121 220H123V219H121ZM43 221V220H42ZM48 221V220H47ZM88 221H90L89 219H88ZM260 221H261V219H260ZM83 222H85V221H82V223ZM95 222V221H94ZM102 222V221H101ZM122 222V221H121ZM19 223V222H18ZM38 223V222H37ZM67 223H68V221H67ZM66 223V224H67ZM99 223H100V221H99ZM103 223V222H102ZM101 223V224H102ZM113 223H114V221H113ZM118 223V222H117ZM264 223V222H263ZM46 224V223H45ZM104 224V223H103ZM102 224V225H103ZM120 224V223H119ZM122 224V223H121ZM39 225V224H38ZM38 225H37V227H38ZM68 225H69V223H68ZM67 225V226H68ZM73 225V224H72ZM116 225V224H115ZM114 225V226H115ZM118 225V224H117ZM262 225V224H261ZM49 226V225H48ZM63 226V225H62ZM67 226H66V228H67ZM70 226V225H69ZM77 226H82V224L81 225H77ZM84 226V225H83ZM27 228H28V226H26ZM47 227V226H46ZM65 227V226H64ZM72 227V226H71ZM120 227V226H119ZM264 227V226H263ZM52 228H53V226H52ZM74 228V227H73ZM79 228V227H78ZM112 228V227H111ZM114 228V227H113ZM118 228V227H117ZM123 228V227H122ZM124 228H126V227H124ZM122 229V230H125V229ZM44 229L45 228H43V231H44ZM51 229V228H50ZM71 229V228H70ZM88 229V228H87ZM86 229V230H87ZM103 229V228H102ZM114 229H116V228H114ZM121 229V228H120ZM36 230V229H35ZM41 230V229H40ZM47 230V229H46ZM56 230V229H55ZM55 230H54V232H55ZM65 230V229H64ZM66 230H68V229H66ZM73 230V229H72ZM75 230H79V229H77V228H75L74 229V231ZM85 229H83V233L85 232L86 233V231H84ZM90 230V229H89ZM108 230V229H107ZM121 230V231H122ZM127 230H128V228H127ZM109 231V230H108ZM119 228H118V234H119ZM126 231V230H125ZM129 231V230H128ZM254 231V230H253ZM36 232V231H35ZM41 232V231H40ZM46 232V231H45ZM79 232H80V230H79ZM103 232V231H102ZM112 232V231H111ZM130 232V231H129ZM257 232H258V230H257ZM263 232V231H262ZM39 233V232H38ZM47 233V232H46ZM75 233V232H74ZM84 233V234H85ZM106 233V232H105ZM104 233V234H105ZM130 233H132V232H130ZM260 233V232H259ZM35 233H33V235H34ZM54 234V233H53ZM56 234V233H55ZM68 234H69V232H68ZM80 234H81V232H80ZM84 234H82V235H84ZM102 234V233H101ZM117 236H120V235H118L117 233H115ZM261 234V233H260ZM40 235V234H39ZM43 236H44V234H42ZM46 235H48V233L46 234ZM62 235V234H61ZM60 235V236H61ZM73 235V234H72ZM98 235V234H97ZM103 235V234H102ZM106 235V234H105ZM110 235V234H109ZM111 235H114V231H113V234H111ZM115 235V236H116ZM123 235V234H122ZM249 235V234H248ZM67 236V235H66ZM75 236V235H74ZM114 236V237H115ZM34 237V236H33ZM37 237V236H36ZM51 237V236H50ZM53 237V236H52ZM69 237H71L70 235H69ZM68 237V238H69ZM81 237H83V236H81ZM102 237V236H101ZM108 237V236H107ZM113 237V236H112ZM112 237H111V241H112ZM122 237V236H121ZM120 237V238H121ZM136 237V236H135ZM67 238V237H66ZM73 238H75V237H73ZM80 238V237H79ZM79 238H77V239H79ZM84 238H86V236L84 237ZM105 238V237H104ZM129 238H130V235H129ZM134 238V237H133ZM248 238V237H247ZM35 239V238H34ZM42 239V238H41ZM56 239V238H55ZM76 239V238H75ZM81 239H83V238H81ZM81 239H79V240H76V241H79L80 242V240ZM109 239V238H108ZM122 239H123V237H122ZM122 239L120 240V241H122ZM132 239V238H131ZM259 239V238H258ZM18 240V239H17ZM43 240V239H42ZM46 240V239H45ZM57 240H59V239H57ZM68 242H69V240H71L70 238L69 239H66ZM84 240H86V239H84ZM84 240H83V244H84ZM136 240V238L134 239V241ZM248 240V239H247ZM256 241H257V239H255ZM262 240V239H261ZM25 241V240H24ZM29 241V240H28ZM28 241H27V243H28ZM47 241V240H46ZM60 241V240H59ZM64 241V240H63ZM119 241V240H118ZM125 241V240H124ZM123 241V242H124ZM132 242H133V240H131ZM138 241H140V240H138ZM138 241L137 242H135L136 244L138 243ZM251 241V240H250ZM22 242V241H21ZM56 242V241H55ZM64 242H66V241H64ZM78 242V243H79ZM86 242V241H85ZM122 242V244L124 245V243ZM255 242V241H254ZM45 243V242H44ZM57 243V242H56ZM115 243V242H114ZM130 243V242H129ZM253 243V242H252ZM264 243V242H263ZM2 244V243H1ZM42 244H43V242H42ZM60 244H61V241H60ZM80 244V243H79ZM109 244V243H108ZM113 244V243H112ZM119 244H121V243H119ZM122 244H121V246H122ZM127 244H128V242H127ZM133 244V243H132ZM24 245V244H23ZM43 245H45V244H43ZM42 245V246H43ZM105 245V244H104ZM114 245V244H113ZM129 245H131V244H129ZM142 245V244H141ZM252 245V244H251ZM257 245V244H256ZM259 245V244H258ZM19 246V245H18ZM20 246H21V244H20ZM37 246V245H36ZM36 246L34 245V248L37 250V248H36ZM40 246V245H39ZM41 246V247H42ZM46 246V245H45ZM57 246V245H56ZM117 246H118V244H117ZM137 246V245H136ZM143 246V245H142ZM261 246V245H260ZM26 247H28V245H26ZM26 247H24L25 249H26ZM59 247V246H58ZM71 247V246H70ZM74 247H75V245H74ZM73 247V248H74ZM118 247H120V246H118ZM126 247V246H125ZM259 247V246H258ZM30 248V247H29ZM72 248V247H71ZM114 248H116V247H114ZM123 248H124V246H123ZM127 248H129V246L127 247ZM131 248V247H130ZM133 248H135V247H133ZM137 248V247H136ZM262 248V250H263V246L261 247ZM28 249V248H27ZM43 249H45V247L43 246ZM48 249H49V247H48ZM117 250H118V248H116ZM121 249V248H120ZM138 249V248H137ZM140 249V248H139ZM142 249H143V247H142ZM60 250V249H59ZM80 250V249H79ZM112 250V249H111ZM111 250H109V251H111ZM116 250V251H117ZM129 250V249H128ZM135 250V249H134ZM134 250H133V252H134ZM23 251H25V250H23ZM40 251H41V249H40ZM49 251V250H48ZM58 251V250H57ZM64 251V250H63ZM137 251V250H136ZM264 251V250H263ZM21 252V251H20ZM59 252H61V251H59ZM79 252L81 253V250L80 251H78V253L77 254H79ZM128 252V251H127ZM24 253H26V252H24ZM30 253V252H29ZM41 253V252H40ZM43 253V252H42ZM47 253V252H46ZM51 253V252H50ZM54 253H55V251H54ZM120 253V252H119ZM121 253H122V251H121ZM242 253V252H241ZM240 253V254H241ZM129 254H131V253H129ZM128 254V255H129ZM133 254V253H132ZM139 255H140V253H138ZM137 254V255H138ZM146 254V253H145ZM237 254V253H236ZM24 255H26V254H24ZM28 255H30V254H28ZM64 255V254H63ZM73 255V254H72ZM110 255H111V253H110ZM136 255V256H137ZM138 255V256H139ZM263 255V254H262ZM38 256V255H37ZM36 256V257H37ZM55 256V255H54ZM58 256H61V255H58ZM64 256H66V255H64ZM68 256V255H67ZM80 256V255H79ZM119 256V255H118ZM131 256H135L134 254L133 255H130V256H127L126 258L128 259L129 257L130 258H132ZM26 257H30V256H26ZM49 257V256H48ZM63 257V256H62ZM74 257H76V255L74 256ZM84 257V256H83ZM238 257V256H237ZM236 257V258H237ZM1 258V257H0ZM39 258V257H38ZM40 258H42V257H40ZM72 258V257H71ZM129 258V260H131ZM136 258H139V257H136ZM145 257H141V259H144ZM25 259V258H24ZM33 259V258H32ZM32 259H31V257H30V260H31V262H32ZM66 261H67V259L66 258H64ZM77 259V258H76ZM76 259H75V261H76ZM109 259H111L110 257H109ZM12 260H14V259H12ZM28 260V259H27ZM35 260V259H34ZM71 260V259H70ZM133 260V259H132ZM131 260V261H132ZM147 261H148V259H146ZM236 260V259H235ZM237 260H238V258H237ZM245 260V259H244ZM22 261V260H21ZM72 261H74V258L72 259ZM74 261V262H75ZM79 261V260H78ZM81 261V260H80ZM146 261V262H147ZM241 261V260H240ZM247 261V260H246ZM35 262H37V261H35ZM43 262V261H42ZM68 262V261H67ZM77 262V261H76ZM133 262H135L134 260H133ZM232 262V261H231ZM235 262V261H234ZM238 262V261H237ZM5 263V262H4ZM19 263V262H18ZM26 263V260H25V262H24V264ZM28 263H30L29 261H28ZM32 263H34V261L32 262ZM79 263V262H78ZM85 263V262H84ZM136 263V262H135ZM138 263H141L142 264V262H138ZM148 263V262H147ZM240 263V262H239ZM23 264V263H22ZM39 264V263H38ZM75 264H77V263H75ZM88 264V263H87ZM113 264V263H112ZM125 264V263H124Z\"/></svg>",
    "mask_w": 264,
    "mask_h": 264
}]
</instances>
